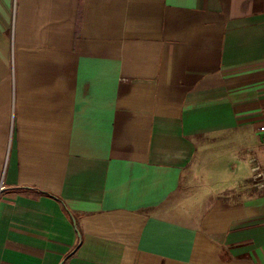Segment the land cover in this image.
<instances>
[{
  "label": "crops",
  "instance_id": "0c3cea01",
  "mask_svg": "<svg viewBox=\"0 0 264 264\" xmlns=\"http://www.w3.org/2000/svg\"><path fill=\"white\" fill-rule=\"evenodd\" d=\"M263 137L264 0H0V264H264Z\"/></svg>",
  "mask_w": 264,
  "mask_h": 264
},
{
  "label": "rangeland",
  "instance_id": "374dc122",
  "mask_svg": "<svg viewBox=\"0 0 264 264\" xmlns=\"http://www.w3.org/2000/svg\"><path fill=\"white\" fill-rule=\"evenodd\" d=\"M258 172H261V171H258ZM261 173L263 174V181H264V173L263 172ZM205 175L206 173H204V171H201L199 175L196 176L195 179L192 181V186H191V189L193 190L192 194H194V192H196L197 194L195 193V195H191L190 197H187L185 200L186 205H189L192 201H194L195 196L199 197L202 194L206 193L208 190H210V186H212L213 184L219 185L221 182L222 183L226 182L227 178L231 177L230 173H224L223 174L224 176L222 177H219V175H216L215 176L217 177L216 179H212L208 175L206 177ZM253 179L255 180L254 182L256 183L258 182V180L254 178V176H253Z\"/></svg>",
  "mask_w": 264,
  "mask_h": 264
},
{
  "label": "built area",
  "instance_id": "2783aa9c",
  "mask_svg": "<svg viewBox=\"0 0 264 264\" xmlns=\"http://www.w3.org/2000/svg\"><path fill=\"white\" fill-rule=\"evenodd\" d=\"M260 130H263V127H261ZM262 143L264 144V137H263ZM254 178L258 180V182L256 183V186L259 188H264L263 174L261 172H257L255 173Z\"/></svg>",
  "mask_w": 264,
  "mask_h": 264
}]
</instances>
